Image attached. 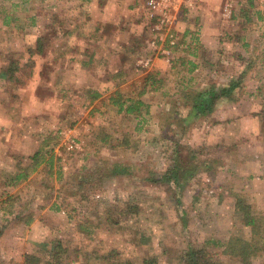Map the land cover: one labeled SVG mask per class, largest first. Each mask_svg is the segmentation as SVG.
Listing matches in <instances>:
<instances>
[{"label": "rangeland", "instance_id": "rangeland-1", "mask_svg": "<svg viewBox=\"0 0 264 264\" xmlns=\"http://www.w3.org/2000/svg\"><path fill=\"white\" fill-rule=\"evenodd\" d=\"M145 2L137 11L144 37L138 64L147 74L131 85H115L117 94L90 103L85 93L98 84L48 94L44 76L31 85L11 77L0 80V264H181L189 246L206 248L220 264H241L216 245L251 238L235 212L238 199L259 220L254 237L261 250L251 264H264V169L259 168L264 167V120L257 114L261 153L250 160L234 151L227 156L225 146H235L238 132L219 140L227 133H210L217 125L211 115L180 122L189 115L184 94L202 86L195 82L198 72L188 71L198 55L207 62H233L248 57L245 45H252L254 55L247 60L258 58V74L246 61L235 78L248 68L242 83L249 74L252 78L245 100L264 101V11L238 0L227 19L221 14L225 0H199L193 9H181L177 46L162 57L151 47L154 22L147 18ZM63 6L53 13L47 0H0V72L20 63L26 77L33 51L46 62L41 53L53 38L49 22L54 16L62 27ZM37 14L35 32L31 17L35 21ZM18 26L28 30L18 34L26 29ZM201 32L215 45L203 54ZM154 59L160 63L149 69ZM222 72L236 74L234 66ZM242 87L238 94H244ZM221 100L217 108L224 106ZM131 101L144 106L126 113ZM39 150L34 167L30 158ZM239 164L243 175L234 170ZM114 168L123 173L111 176ZM169 170H179L180 185L153 182ZM20 174L28 176L16 182ZM254 193L259 200L251 197Z\"/></svg>", "mask_w": 264, "mask_h": 264}, {"label": "crops", "instance_id": "crops-1", "mask_svg": "<svg viewBox=\"0 0 264 264\" xmlns=\"http://www.w3.org/2000/svg\"><path fill=\"white\" fill-rule=\"evenodd\" d=\"M47 1L50 4L52 3L53 9L51 11L55 9V6L57 8L60 3L64 4V22L62 27H60L56 24L57 18L54 16L49 22L50 35L53 38L51 39L47 52L41 53L42 55H47L46 62H41L40 55L33 51L32 55L29 54L27 56L30 58L28 65L30 69L26 77L25 73L22 74L25 65L19 63L15 64L17 66H14L13 71L10 73L7 72V68L1 71V81L9 80L11 77L13 80L17 79V81L20 79L25 85H31L34 81L38 83L43 81L40 79L44 76L48 84L46 88L48 94L52 92L54 94H66L67 89L68 93L71 94L82 83L98 84V87H94V90H87L85 94H99V100H102L110 94H117L118 87L115 85H131L138 78L144 77L146 73L144 69L146 68L142 67L141 70L138 64V58L143 51L142 41L144 37L137 17V11L142 7L144 0ZM53 13H55V10ZM58 13L57 15H59ZM7 17L5 16L3 18V24H10L7 21ZM39 18L38 14L35 17V21L31 17L32 27H35V25L39 26ZM18 27L21 29L26 28L24 26ZM27 30V28L20 30L18 34H24ZM33 31H37L36 27ZM201 33L199 40L203 46L201 50V54H203V51L206 49L205 47H214L215 45L208 36L203 34L206 32ZM38 34H41V31ZM245 47L249 48L248 57L251 58L254 55V47L252 45L249 47L248 43ZM257 51L255 52L256 54ZM19 56H21L20 61L23 62L24 60L22 58L24 54H19ZM248 57L246 55L244 59L239 58L233 62L225 58H220L215 61L213 58V61L208 60L207 62L198 55L196 58H193V62H189L191 70L188 71L192 74L198 72V74H195V82H197V86L202 85L199 86L201 87L199 90L216 85L224 86L235 78L237 72L241 71L242 67L247 64L249 61L247 60ZM157 60L154 59L151 65L148 63L147 67L150 65L148 68L151 69L153 66L159 64L160 61ZM219 63H222V69L234 66L236 74L233 72L225 75L222 69L220 70L218 68L217 64ZM247 66L248 68L250 67V70L254 68L255 76L258 74L257 69L260 64H258V58L256 56L251 62H248ZM39 67L43 70H39ZM246 70L244 71L245 73ZM14 74L15 78L13 77ZM251 75L249 74L244 83H242L246 89L237 102H230L227 99H223L221 103L224 106L218 107L211 114L213 119H217V125L214 127L216 130L210 133L212 135H215V131H225L227 133V136L219 134V140L223 141L229 138L228 136L232 134L231 132H238V135H235V146L225 147L227 156H230L234 151L235 154L241 156V160H250L251 156H259L261 153L258 149V142L256 141L259 137L260 130L257 114L260 115L264 109V101L258 105L250 97L249 100H245L247 99L245 98L247 95L245 93L250 89L249 84L251 83H249V80L252 78ZM184 81L185 78L181 80V83L186 84ZM40 88V86L36 87L37 90ZM36 89L34 92L37 91ZM31 91L33 92V88H31ZM148 91H142L141 94H146ZM120 92L123 94L122 91ZM249 95L252 96L251 92ZM254 115L255 117H253ZM206 128L207 132L210 131V126ZM206 137L209 140L208 134ZM259 168L264 169L263 166H259ZM234 170L243 175L244 165L239 164V167H235ZM254 194L251 197L259 200L258 197H260V194Z\"/></svg>", "mask_w": 264, "mask_h": 264}, {"label": "trees", "instance_id": "trees-1", "mask_svg": "<svg viewBox=\"0 0 264 264\" xmlns=\"http://www.w3.org/2000/svg\"><path fill=\"white\" fill-rule=\"evenodd\" d=\"M13 69L7 68V72H12ZM7 73V75H8ZM244 77V71L241 72V76L238 78H233L227 85H216L210 86L204 90H196L190 93L184 94L183 99L185 100V106L189 109V115L180 119V122L185 124L190 118H203L211 115L217 109V102L221 99H227L230 102H237L242 94H238L239 90L242 89V79ZM90 103L97 100L99 94H89ZM119 106V111L123 110V105L115 103ZM144 106L141 101H131V104L125 108L126 113H133L138 110L139 107ZM261 118L264 120V109L260 114ZM40 150L37 151L30 159L34 164V167L37 165L38 156ZM51 163V160L49 164ZM183 170V169H182ZM123 170L117 172V169L112 170V175L115 176L122 172ZM179 170H169L165 174L161 175L158 180H153V182H172L175 185H180L179 182ZM191 175L190 170L186 171V175ZM26 175H17L14 180L16 182L23 181L27 178ZM186 179V178H185ZM187 180V179H186ZM236 214L240 215L241 222L244 226H247L251 230V238L244 239L240 237H233L229 239L224 244L216 242V245L223 249L222 254L229 255L230 257L236 258L241 264H251V259L257 255L261 250L259 241H255V237L259 234L258 229V218L253 214L251 207L246 204L242 199H238L235 205ZM3 228L0 229V234L2 233ZM213 255L210 254L206 248H194L189 246L181 255L180 263L181 264H220V262L213 259ZM153 264V263H149Z\"/></svg>", "mask_w": 264, "mask_h": 264}, {"label": "built area", "instance_id": "built-area-1", "mask_svg": "<svg viewBox=\"0 0 264 264\" xmlns=\"http://www.w3.org/2000/svg\"><path fill=\"white\" fill-rule=\"evenodd\" d=\"M199 0H146L145 9L147 18L154 22L151 32L155 39L151 47L159 52L160 56H169L170 50L177 46V18L181 9L191 10ZM222 16L229 19L233 7L238 0H225ZM260 10L264 11V0H249Z\"/></svg>", "mask_w": 264, "mask_h": 264}]
</instances>
